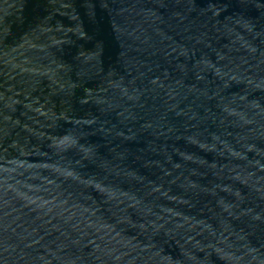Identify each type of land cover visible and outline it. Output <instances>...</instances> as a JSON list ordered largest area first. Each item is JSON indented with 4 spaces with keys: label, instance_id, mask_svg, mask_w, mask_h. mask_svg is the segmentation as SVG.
Returning a JSON list of instances; mask_svg holds the SVG:
<instances>
[{
    "label": "water",
    "instance_id": "water-1",
    "mask_svg": "<svg viewBox=\"0 0 264 264\" xmlns=\"http://www.w3.org/2000/svg\"><path fill=\"white\" fill-rule=\"evenodd\" d=\"M0 264H264V0H0Z\"/></svg>",
    "mask_w": 264,
    "mask_h": 264
}]
</instances>
